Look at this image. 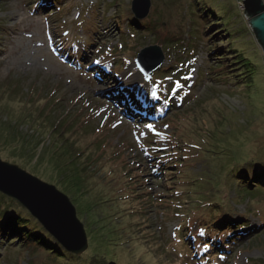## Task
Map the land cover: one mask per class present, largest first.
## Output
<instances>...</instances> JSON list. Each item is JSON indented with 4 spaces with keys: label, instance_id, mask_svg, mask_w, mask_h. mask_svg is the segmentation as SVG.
I'll list each match as a JSON object with an SVG mask.
<instances>
[{
    "label": "rangeland",
    "instance_id": "rangeland-1",
    "mask_svg": "<svg viewBox=\"0 0 264 264\" xmlns=\"http://www.w3.org/2000/svg\"><path fill=\"white\" fill-rule=\"evenodd\" d=\"M131 2L0 0V157L66 193L88 237L73 255L0 234V264H203L187 228L224 213L248 239L220 263L264 264V185L235 177L264 163V52L242 0H152L136 21L159 34L129 25ZM151 44L166 61L147 82L134 59ZM19 127L30 155L3 147Z\"/></svg>",
    "mask_w": 264,
    "mask_h": 264
},
{
    "label": "water",
    "instance_id": "water-1",
    "mask_svg": "<svg viewBox=\"0 0 264 264\" xmlns=\"http://www.w3.org/2000/svg\"><path fill=\"white\" fill-rule=\"evenodd\" d=\"M245 18L264 52V0H242ZM152 0H132L134 17L148 16ZM166 61L161 45L140 49L135 64L149 81ZM0 192L22 204L69 252L82 254L88 247L84 224L69 196L55 184L44 181L16 163L0 157Z\"/></svg>",
    "mask_w": 264,
    "mask_h": 264
},
{
    "label": "trees",
    "instance_id": "trees-1",
    "mask_svg": "<svg viewBox=\"0 0 264 264\" xmlns=\"http://www.w3.org/2000/svg\"><path fill=\"white\" fill-rule=\"evenodd\" d=\"M53 1L56 3L60 0H53ZM136 19L137 18L130 17L129 22L131 23L129 25L133 29H136L139 34L142 30L143 31L148 30L147 32H152V33L154 32L156 34H159L160 28L156 25L158 23L161 25L164 24L160 20L155 19V17H153V20L155 23L154 26H151L153 25L151 22L144 24L145 22L143 23V21H141L143 23V26H140L137 23ZM205 30L206 32L209 31L208 28H205ZM141 35H144V34L141 33ZM180 38L181 36L179 34H176V33L172 34V32L167 31L165 33V36L157 37V41L162 40V42L171 43V42L178 41ZM215 48L216 47H213L212 50H214ZM238 53L241 56V57L239 56L241 59L239 58L237 59H239L240 61L242 60L244 62V60H247L246 61L247 63L248 61L252 62V60L247 58L243 53L239 51ZM240 63L242 65V62ZM247 77H249V75ZM15 89L17 90V87H15ZM129 96L132 98L134 94L129 95ZM15 97H18V93L15 95ZM36 112L38 113V117L42 116L43 112L39 108V106L36 107ZM26 113H28L29 118L36 116V113L31 109V106L29 109H27ZM10 129L8 130L7 128L3 129L9 136V138L8 137L6 138V141L3 144L4 145L3 147L5 149L11 148L12 150H17V151H20V149H22L24 150L23 154H25V156L30 155L32 151L30 149L34 147V145H36V141H33L32 137H27L25 134H23L22 128L20 127L15 132H12ZM17 143H19V145ZM18 154L19 152L13 155V160H11L13 163L18 164L17 161H19L18 159L20 157V155ZM21 158L22 157H20V159ZM35 158L36 160H38V157H35ZM235 177L241 178L242 182H245V184L249 188L255 187L257 184L264 185V163L263 162L254 163L251 170L242 168L238 171ZM3 195L9 199L10 203L8 204V207H6L4 211H2L0 214V234L1 235L4 236L6 234V238H9L10 236L11 237L14 236L15 239L17 238V240H19L21 237L26 238L27 240L25 241L36 242L37 244H40L41 246L51 249L52 253L55 251L56 252L61 251L62 249L61 244L56 239H54V237L43 226L41 225L30 226L29 224H27V221L32 216H30L27 213L28 211L26 210V208L21 206V204L17 202L15 199L9 198L5 194ZM22 207H23V210H20L22 209ZM242 217L243 215H241L240 218ZM33 220L36 221L35 218ZM245 221L247 220L245 219L236 220L234 217V214H231V213H224L220 216L217 215L215 219H213L210 222L203 221L202 224L199 225V228L200 226L202 227L204 226V227L198 230V233L195 235L191 232L190 228H187L189 229V231L187 234H185V240H186L185 242L191 249L194 250L196 257H204L202 259L203 264H209L210 262H212L213 260V258H211L212 255L217 256V260L219 264H226L225 263L226 260L220 263V258L221 257L228 258L229 257L228 255L230 253L231 255L233 253L236 254V251H237L236 247L240 244L242 245V243H244L246 239H248L247 234H244V232L239 233L237 231L239 228L242 229L243 227H246ZM212 231L213 232L215 231V233L212 234L211 233ZM15 239H13V242L17 241ZM70 254L75 255L72 252H70ZM109 264H113V263H109Z\"/></svg>",
    "mask_w": 264,
    "mask_h": 264
},
{
    "label": "snow or ice",
    "instance_id": "snow-or-ice-1",
    "mask_svg": "<svg viewBox=\"0 0 264 264\" xmlns=\"http://www.w3.org/2000/svg\"><path fill=\"white\" fill-rule=\"evenodd\" d=\"M96 62L99 63V61H96ZM141 71H143V70L141 69ZM177 83H179V82H177ZM152 95L155 97L156 93L153 91V92H152ZM146 127H147L148 129H151V130L155 131L154 125L151 124V123L147 124ZM165 127H168V126L165 125Z\"/></svg>",
    "mask_w": 264,
    "mask_h": 264
},
{
    "label": "bare ground",
    "instance_id": "bare-ground-1",
    "mask_svg": "<svg viewBox=\"0 0 264 264\" xmlns=\"http://www.w3.org/2000/svg\"><path fill=\"white\" fill-rule=\"evenodd\" d=\"M110 30L112 31V29L110 28ZM57 42L59 43V41L57 40ZM57 44V43H56ZM134 74H136V72L135 73H132L131 75H130V77L131 76H133Z\"/></svg>",
    "mask_w": 264,
    "mask_h": 264
}]
</instances>
